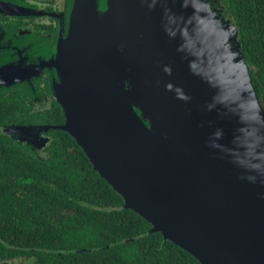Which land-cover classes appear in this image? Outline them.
Returning <instances> with one entry per match:
<instances>
[{
	"label": "water",
	"instance_id": "1",
	"mask_svg": "<svg viewBox=\"0 0 264 264\" xmlns=\"http://www.w3.org/2000/svg\"><path fill=\"white\" fill-rule=\"evenodd\" d=\"M236 37L210 0H72L46 64L61 128L124 207L202 264H264V116ZM225 52L240 68L224 80ZM206 54L213 66L202 75ZM233 97L254 107L246 124L226 108ZM197 105L217 118L194 123Z\"/></svg>",
	"mask_w": 264,
	"mask_h": 264
},
{
	"label": "trees",
	"instance_id": "2",
	"mask_svg": "<svg viewBox=\"0 0 264 264\" xmlns=\"http://www.w3.org/2000/svg\"><path fill=\"white\" fill-rule=\"evenodd\" d=\"M210 2L235 26L243 60L264 100V0ZM56 41L57 35L51 56ZM3 104L0 127L26 119L54 126L47 158L0 131L1 257H25L31 264H202L124 207L123 197L61 128L65 116L57 100L33 118L13 114L15 102Z\"/></svg>",
	"mask_w": 264,
	"mask_h": 264
},
{
	"label": "flooded vegetation",
	"instance_id": "3",
	"mask_svg": "<svg viewBox=\"0 0 264 264\" xmlns=\"http://www.w3.org/2000/svg\"><path fill=\"white\" fill-rule=\"evenodd\" d=\"M18 7L22 13L0 9V105L4 113V103L10 105L18 116L33 118L52 107L53 88L50 83L52 68L46 65L51 59V44L55 36L65 33L68 27V8L70 0H0ZM41 117V116H40ZM22 119V118H21ZM19 120V119H18ZM35 120V119H34ZM41 127L37 137L12 134L6 131L12 127ZM54 125L33 122H8L0 131L17 142L27 144L35 150L39 158L49 156L52 140L50 129ZM32 133L30 131L28 134ZM25 260V257H1L0 262Z\"/></svg>",
	"mask_w": 264,
	"mask_h": 264
},
{
	"label": "rangeland",
	"instance_id": "4",
	"mask_svg": "<svg viewBox=\"0 0 264 264\" xmlns=\"http://www.w3.org/2000/svg\"><path fill=\"white\" fill-rule=\"evenodd\" d=\"M226 19V17H225ZM214 25V30L217 31V32H220L222 34V36L229 32V30H226L225 28L223 27H216V24H213ZM180 30L179 32V38L181 36L185 37V32L183 30H186L188 29V27L184 24L182 26H180L178 28ZM227 37H229V35H227ZM212 40V38H211ZM194 44L196 45V49L195 50H201V48L204 47V44H206V41H203L201 40L200 38H197L194 40ZM223 43H221V40H218V42H216L215 44V47H217V45L220 47ZM230 44V43H228ZM215 50V49H213ZM212 50V53L214 52ZM214 57V56H212ZM225 57H226V63L224 65V71H219V76H221L224 80L225 79H229V78H233L235 77L234 74H232L233 72L237 71L240 67L237 66V65H231L228 61H227V53L225 52ZM204 59H205V63H204V66L202 67L200 73L203 75V73L206 71V70H210L212 68V64L210 62V59H208V55H204ZM150 65L153 67V68H157L155 64H152L150 63ZM215 68H218L217 65H214ZM197 71L199 69H196ZM250 72V71H249ZM200 75V74H199ZM200 77H202L200 75ZM252 80V79H251ZM252 82V81H251ZM219 84V83H218ZM252 85H253V82H252ZM254 86V85H253ZM222 87L225 88V85H223ZM56 97V96H55ZM257 99H258V103H259V110L261 112V115L264 116V100L262 98H260L259 96H257ZM227 110L229 112H231V114H236L237 117L239 118V120H243L245 121V124L247 123L248 121V112L250 109L254 108L249 102L248 100L246 99L245 101V98L242 97V98H239V97H233L232 99H230L227 103ZM193 112H192V121L194 123L197 124L198 122V118L200 116H205V124L209 123L212 119L211 117L214 116V118H217V111L214 109V108H207L206 106L204 105H197L195 106L194 108H192ZM261 126L264 125V119H261ZM233 126L236 127V125L234 123H232ZM242 128V125L240 127H237V130ZM10 130V129H9ZM8 129H6V131L10 132ZM39 129L38 128H29L27 130L25 129H20V131L17 132V136H26V135H29V136H34V137H37V133L33 131H38ZM30 131H32V133L28 134ZM243 131L244 132H248V129L246 127H243ZM16 135V134H15ZM243 136V134L241 133L239 137ZM250 137V136H249ZM33 138V137H32ZM244 139V137L242 138ZM246 165L247 163L245 162V164L243 165L242 167V170L246 169ZM254 169V168H253ZM241 170V171H242ZM253 171V170H251ZM257 171L254 173L256 174ZM0 264H25V260L23 259H18L16 261H6V262H0Z\"/></svg>",
	"mask_w": 264,
	"mask_h": 264
}]
</instances>
